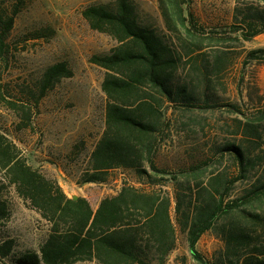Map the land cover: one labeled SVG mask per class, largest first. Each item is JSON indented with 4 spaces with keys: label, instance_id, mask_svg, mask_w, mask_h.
Here are the masks:
<instances>
[{
    "label": "trees",
    "instance_id": "trees-1",
    "mask_svg": "<svg viewBox=\"0 0 264 264\" xmlns=\"http://www.w3.org/2000/svg\"><path fill=\"white\" fill-rule=\"evenodd\" d=\"M158 1L167 35L153 24L142 23L132 0L89 5L82 12L92 29L109 34L117 43L109 53L90 58L105 70L106 119L78 183H104L112 172L130 169L142 184L159 189L125 182L94 208L86 197H69L56 180L28 164L17 144L0 132L4 178L50 226L39 251L17 253L13 238L2 240L0 262L166 264L178 242L173 202L165 189L171 186L178 224L198 264H264V105L256 115L230 102V111L240 114L234 123L236 140L213 148L208 155L175 168L160 166L157 160L166 129L174 122L171 108L217 104L214 77L227 69L231 52L222 50L210 60L205 58L202 50L207 39L251 41L264 33V10L239 3L235 18L242 25L214 38L208 37L195 16L193 0ZM26 3L0 0V60L8 59L9 35ZM42 33L46 31L35 35ZM254 61L264 62V48L245 55V64ZM73 75L68 63L60 61L44 71L36 96L30 88L24 90L26 100L2 96L19 114V127L32 124L33 102L37 105L62 78ZM175 128L180 133L184 122L177 120ZM226 158L233 165L223 164ZM245 180V188L234 195L236 183ZM7 211L0 196V220ZM209 231L226 245L222 255L211 260L197 248Z\"/></svg>",
    "mask_w": 264,
    "mask_h": 264
},
{
    "label": "rangeland",
    "instance_id": "rangeland-1",
    "mask_svg": "<svg viewBox=\"0 0 264 264\" xmlns=\"http://www.w3.org/2000/svg\"><path fill=\"white\" fill-rule=\"evenodd\" d=\"M115 1L26 0L9 35L12 49L8 59L0 60V132L17 144L28 164L56 180L69 197H86L94 208L104 197L116 194L125 182L159 189V186L142 184L130 169L112 172L104 183H78L89 166L94 146L102 137L106 119L107 97L102 89L105 70L92 63L90 58L109 53L117 43L109 34L92 29L82 12L89 5ZM132 1L142 23L153 24L161 34H168L158 0ZM246 2L256 10H264L261 0H193L192 9L208 37L215 38L242 25L235 18L236 7ZM43 30L46 33L39 37L35 35ZM255 48H264V33L251 41L207 39L202 50L205 58L210 60L222 50L231 52L227 69L214 77L213 94L217 104L207 108L200 104L190 110H169L174 122L166 129L167 137L158 150L160 166L175 168L236 140L234 123L240 114L232 113L228 104L234 102L244 112L255 114L264 105V62L244 63L245 55ZM60 61L67 62L74 75L62 78L37 105L33 102L32 124L20 128L19 114L2 96L26 100L24 90L28 88L36 96L44 71ZM177 120L184 122L180 133L175 128ZM223 164L233 165V161L226 158ZM246 185V180L245 183L237 182L234 195L241 193ZM165 189L172 198V217L178 230L177 247L166 264H198L192 258L187 236L178 224L174 188ZM0 196L8 208L6 216L0 220V242L13 238L17 253L39 251L49 234V223L18 194L15 185L4 178L1 170ZM225 247V242L213 231L206 232L197 245L200 253L209 260L221 256ZM0 264L12 263L5 260ZM75 264L98 263L79 261Z\"/></svg>",
    "mask_w": 264,
    "mask_h": 264
},
{
    "label": "water",
    "instance_id": "water-1",
    "mask_svg": "<svg viewBox=\"0 0 264 264\" xmlns=\"http://www.w3.org/2000/svg\"><path fill=\"white\" fill-rule=\"evenodd\" d=\"M74 199H77L79 196L78 195H73L72 196Z\"/></svg>",
    "mask_w": 264,
    "mask_h": 264
}]
</instances>
